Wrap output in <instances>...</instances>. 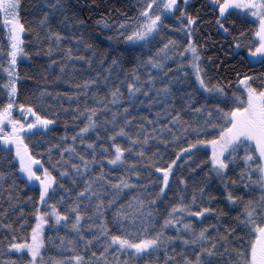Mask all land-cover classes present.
Masks as SVG:
<instances>
[{
	"label": "snow or ice",
	"instance_id": "6c2138e0",
	"mask_svg": "<svg viewBox=\"0 0 264 264\" xmlns=\"http://www.w3.org/2000/svg\"><path fill=\"white\" fill-rule=\"evenodd\" d=\"M210 7L211 22L189 11V0H138L134 15L101 16L96 24L115 30L106 39L129 45L121 52L72 31L88 21L70 0H41L35 25L21 16L22 0H0V160L11 169H0V264H264V70L245 64L264 67V0ZM205 23H214L234 63L207 55L208 42L197 39ZM33 33L36 54L48 57L45 73L59 68L55 81L72 84L76 61L96 64L95 75L73 84L76 91L44 87L23 98L19 64L32 57L25 37ZM65 41L91 55H74ZM169 62L179 75H169ZM52 96L85 98L74 108L77 130L65 123L59 143L48 139L59 112L38 110ZM145 103L161 108L134 115ZM18 180L34 195H21Z\"/></svg>",
	"mask_w": 264,
	"mask_h": 264
},
{
	"label": "trees",
	"instance_id": "16d2710c",
	"mask_svg": "<svg viewBox=\"0 0 264 264\" xmlns=\"http://www.w3.org/2000/svg\"><path fill=\"white\" fill-rule=\"evenodd\" d=\"M70 3L72 5V11H75L78 13L81 17L87 19L88 24L87 27L78 30L73 29L72 31H78L81 32L85 38L90 43H93L96 45L99 49L105 50V49H112L113 45H115L121 52H124L126 49L129 48V45L125 44L123 39L117 43L116 41H109L106 38L108 36L114 35L115 30L112 29L111 31L108 29H105L103 26H98L96 24V21L101 16H110L111 20H116L120 18L121 12H127L128 15H134L137 11V4L135 0H70ZM41 4V0H22V9H21V16L23 19L28 22L31 25H35L39 16V7ZM201 5H204L202 8ZM211 0H189V11L195 13L197 11H200L202 18L206 22H211L213 18V13L211 12ZM115 9V11H114ZM179 13H177L178 15ZM110 20V23H111ZM170 22H175L170 21ZM54 21V25H55ZM246 27H251V25H245ZM67 32L69 30L62 29ZM200 33L201 35L197 36V39L201 42V44L208 42L209 47L207 50V55H213L218 56L220 59L224 60L226 63H234L235 61L227 56V48L220 47L221 43H225V40L222 39V37L217 33L214 23H205L204 26L200 27ZM168 36L176 35L178 38H182V33H174L172 31H168L166 33ZM34 33L30 34L25 37L27 43V50L32 53L31 59L26 58V60L21 61L19 64V70L22 76V81L20 84V91L23 98H32L34 99L36 95H38L41 88L47 87L50 92H72L76 91L74 89L73 84H75L78 81H82L86 78L93 77L95 75V72L93 69L97 68L96 64H93V69H89L88 66L85 64L84 61H76L77 70L75 74L72 76V84L64 83L63 81H55V76L59 73V68L56 67L53 71L45 73L44 69L48 68V57L46 55H37L36 54V45L34 44ZM207 38V40L205 39ZM215 41L216 43H213ZM65 46H71L74 49V55L78 54H84V55H91L90 51H86L82 45L77 44L76 41H65ZM0 46H3L5 50L7 49V36H6V29L4 27H0ZM79 49V52H76L75 50ZM137 51H140L139 48H137ZM147 51V50H145ZM155 51V49H153ZM241 55H244V53H241ZM53 59L57 58L54 54ZM124 60V68L126 71H130L132 67V63L130 62V58L125 56L122 58ZM239 59V58H237ZM6 66V61L4 62ZM247 69H250L254 72H259L264 70V67H261L259 64H247L245 61ZM168 67L172 69V72L169 73V75H179V73L176 70V65L172 62H169ZM244 70V69H242ZM117 70H114V72ZM153 74H157V70H152ZM185 71H188L186 68ZM142 75L144 73L142 72ZM123 75L119 77V79H123ZM7 74L3 71L2 68H0V99H3V89L2 85L6 82ZM167 79V78H165ZM189 80L191 81L192 88L196 87V82L194 78L189 74ZM113 82L119 83V80L114 76ZM123 90V86H122ZM182 91H191V88H187L184 86H181ZM101 91H105L104 86H101ZM125 95L127 93L125 92ZM140 99H144L143 96L140 97ZM197 99L200 102H203L201 97H197ZM23 102V100H22ZM89 104L92 103L91 100L87 101ZM85 103V98L82 96L79 101L72 99L70 100L68 97H64L63 99L58 100L55 96L48 97L46 105L43 108H40L38 106V110L46 111V112H53L57 111L59 112V118L57 119V123L55 126H53L52 133L48 137V139H52L53 142L59 143V137L64 134L65 131V123H67V131L69 133H74L77 130V123L74 121V108L77 104H79L81 107H83V104ZM47 105H52L53 107L49 108ZM68 109L67 112L62 111V109ZM139 112H136V110H133L134 115H148V116H155V112L160 110L161 105L157 104L152 106L151 108L147 105V103L143 105H138ZM166 122V121H162ZM84 123L83 117H81L79 124L82 126ZM101 135H103V132H101ZM89 138H94V135L91 133L89 134ZM68 143H71V140L69 138ZM78 147H80L78 145ZM154 151V148L152 149ZM210 154V153H209ZM14 155V152L12 153ZM67 155V154H65ZM45 158L47 157V153H44ZM11 157H7V159H10ZM59 159V152L54 150L53 151V160ZM73 162H78L76 159H73ZM47 163V160H46ZM13 168H18V165L13 161ZM105 167H108L105 165ZM0 169H3L4 171H11L9 166L4 163V161L0 160ZM113 172L116 174H119L121 170L116 169L113 167ZM199 171V170H198ZM185 175H189V173L186 171L184 173ZM67 182V181H66ZM146 182V181H141ZM17 183L20 185V193L23 196L27 195H34L35 190L32 189L31 191L28 188L23 187V180H18ZM212 189L214 192L219 193L222 190V186L218 184V181L213 178L211 181ZM0 195H3V193H0ZM132 193H127V195L122 194V199H128ZM253 196L258 195V193H252ZM0 205H3L6 207V203L3 201H0ZM221 206L226 207L227 206L223 204V201H221ZM161 211H163V205L160 206ZM26 211H31V206L28 205L26 207ZM235 215V212L232 213ZM31 219V218H29ZM214 222V221H213ZM34 223V221H33ZM172 234H175L173 231ZM56 253L53 252V255Z\"/></svg>",
	"mask_w": 264,
	"mask_h": 264
},
{
	"label": "rangeland",
	"instance_id": "374dc122",
	"mask_svg": "<svg viewBox=\"0 0 264 264\" xmlns=\"http://www.w3.org/2000/svg\"><path fill=\"white\" fill-rule=\"evenodd\" d=\"M135 2H136V4H137V3H138V0H135ZM23 60L25 61V60H26V58H23V59H22V61H23Z\"/></svg>",
	"mask_w": 264,
	"mask_h": 264
}]
</instances>
